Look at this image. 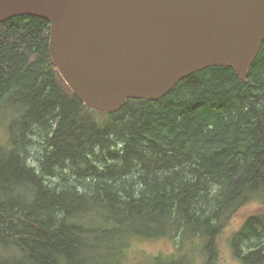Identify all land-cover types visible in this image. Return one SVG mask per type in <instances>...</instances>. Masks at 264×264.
<instances>
[{
	"label": "trees",
	"instance_id": "16d2710c",
	"mask_svg": "<svg viewBox=\"0 0 264 264\" xmlns=\"http://www.w3.org/2000/svg\"><path fill=\"white\" fill-rule=\"evenodd\" d=\"M49 42L44 18L0 21V117H12L0 145V264H101L107 245L125 255L178 238L166 264L193 263L186 241L214 264L228 221L252 201L232 248L242 264H264V42L246 80L213 66L113 113L74 94Z\"/></svg>",
	"mask_w": 264,
	"mask_h": 264
},
{
	"label": "water",
	"instance_id": "95a60500",
	"mask_svg": "<svg viewBox=\"0 0 264 264\" xmlns=\"http://www.w3.org/2000/svg\"><path fill=\"white\" fill-rule=\"evenodd\" d=\"M26 15L48 20L56 68L101 113L213 66L246 80L264 42V0H0V21Z\"/></svg>",
	"mask_w": 264,
	"mask_h": 264
},
{
	"label": "rangeland",
	"instance_id": "374dc122",
	"mask_svg": "<svg viewBox=\"0 0 264 264\" xmlns=\"http://www.w3.org/2000/svg\"><path fill=\"white\" fill-rule=\"evenodd\" d=\"M3 113L0 117V145L8 144L9 140V124L12 117L9 113ZM257 205L256 201H252L242 206L228 221L223 232L219 236V253L214 264H242L241 261L235 256L232 248V236L238 231L242 225L243 218L246 214L251 213L254 207ZM197 241V240H196ZM184 242V241H183ZM192 242L186 241L185 247L182 251L188 252V260H193L192 264H205V254L202 253L203 248L197 242L193 245ZM110 245H107L101 250V254L98 256L101 264H166L167 256H173L182 249V241L180 238L177 241L172 239H144L142 242H135L125 252V255H121L116 251L110 249ZM192 249V253L189 250ZM126 250V249H125ZM162 258L160 261L156 257ZM177 258V257H176Z\"/></svg>",
	"mask_w": 264,
	"mask_h": 264
}]
</instances>
